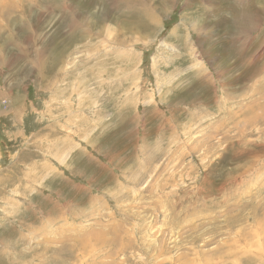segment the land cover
<instances>
[{
	"label": "rangeland",
	"instance_id": "rangeland-1",
	"mask_svg": "<svg viewBox=\"0 0 264 264\" xmlns=\"http://www.w3.org/2000/svg\"><path fill=\"white\" fill-rule=\"evenodd\" d=\"M0 264H264V0H0Z\"/></svg>",
	"mask_w": 264,
	"mask_h": 264
},
{
	"label": "bare ground",
	"instance_id": "bare-ground-1",
	"mask_svg": "<svg viewBox=\"0 0 264 264\" xmlns=\"http://www.w3.org/2000/svg\"><path fill=\"white\" fill-rule=\"evenodd\" d=\"M30 1H32V0H30ZM130 8V7H129ZM5 14V13H4ZM242 42V41H241ZM243 43V42H242ZM244 171V170H243ZM85 243V242H84Z\"/></svg>",
	"mask_w": 264,
	"mask_h": 264
}]
</instances>
